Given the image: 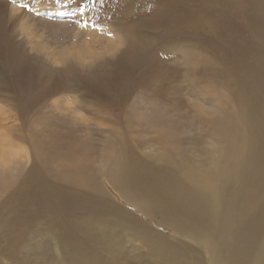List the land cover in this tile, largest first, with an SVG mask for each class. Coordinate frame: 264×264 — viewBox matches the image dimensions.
Wrapping results in <instances>:
<instances>
[{
  "label": "bare ground",
  "instance_id": "bare-ground-1",
  "mask_svg": "<svg viewBox=\"0 0 264 264\" xmlns=\"http://www.w3.org/2000/svg\"><path fill=\"white\" fill-rule=\"evenodd\" d=\"M140 1L129 23L116 3L126 44L85 75L113 126L44 110L80 89L81 64L16 89L30 167L0 131V231L7 255L30 241L13 264H264V0ZM10 24L0 14V90L33 76ZM181 77L190 101L164 94Z\"/></svg>",
  "mask_w": 264,
  "mask_h": 264
},
{
  "label": "rangeland",
  "instance_id": "rangeland-1",
  "mask_svg": "<svg viewBox=\"0 0 264 264\" xmlns=\"http://www.w3.org/2000/svg\"><path fill=\"white\" fill-rule=\"evenodd\" d=\"M104 1L109 3L99 8V4L93 0H0V3L7 7L4 12V6H0V14H5L8 23L11 22L10 27L8 26L11 33L9 41L19 55L18 60L21 64L19 71L24 78L27 72L33 74L26 80L6 76L5 80L8 81L9 86L0 90V131L12 145L14 152L16 151L12 160L22 164L26 169L30 167L28 158L30 150L27 141L30 128L16 109V89L23 88L36 77L37 80L44 77L40 69L43 68V71L51 69L50 72L54 76L63 78L64 69L71 62L81 64L85 69L89 68L79 70L83 75L76 81L80 86L79 90L62 92L52 97L48 106L44 108L45 111H55L62 115L72 113L77 118L83 117L92 123L114 125L107 119L94 116L93 113L99 104V96L94 89L98 88L100 83L94 80L96 87H92L89 76L85 75L92 74L91 68L96 67L104 59H115L126 44L125 31L120 29L121 24L114 18L119 14L116 3L124 9L119 15L123 23H129L130 18L134 16L143 18V13L140 11L143 3L140 0ZM56 33L62 39V43L54 42L53 36ZM0 73L7 74L1 60ZM67 77L70 78L69 75ZM188 83V79L184 77L171 84L163 83L164 94H169L173 101H176L177 96L190 101ZM164 94L162 97L165 99ZM180 110L183 112L185 109L181 107ZM37 117L32 116L28 119L33 120ZM157 148L144 147L141 150L149 152ZM2 150L7 152L10 148L6 145ZM3 163L5 162L0 160V166ZM5 196L6 194L0 195V200ZM29 241L26 239L19 248H11V254L7 255L5 251L9 241L0 231V264H13L16 259H23L26 254L23 250L24 245L28 247ZM23 264L42 263L29 261ZM63 264L70 263L67 261Z\"/></svg>",
  "mask_w": 264,
  "mask_h": 264
},
{
  "label": "snow or ice",
  "instance_id": "snow-or-ice-1",
  "mask_svg": "<svg viewBox=\"0 0 264 264\" xmlns=\"http://www.w3.org/2000/svg\"><path fill=\"white\" fill-rule=\"evenodd\" d=\"M23 7H27V5H22Z\"/></svg>",
  "mask_w": 264,
  "mask_h": 264
}]
</instances>
